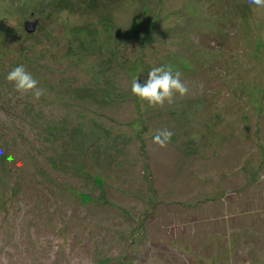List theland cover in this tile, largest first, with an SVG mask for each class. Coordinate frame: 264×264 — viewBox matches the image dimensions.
<instances>
[{"label":"rangeland","instance_id":"rangeland-1","mask_svg":"<svg viewBox=\"0 0 264 264\" xmlns=\"http://www.w3.org/2000/svg\"><path fill=\"white\" fill-rule=\"evenodd\" d=\"M166 65L188 93L150 107ZM0 149V264H264V8L0 0Z\"/></svg>","mask_w":264,"mask_h":264},{"label":"clouds","instance_id":"clouds-1","mask_svg":"<svg viewBox=\"0 0 264 264\" xmlns=\"http://www.w3.org/2000/svg\"><path fill=\"white\" fill-rule=\"evenodd\" d=\"M250 6L264 8V0H247ZM182 73L173 70L171 65L153 67L148 72L145 83L138 82V77H133L131 81V92L142 102H147L150 107L163 108L165 102L171 105L174 97L179 94L184 97L188 93V88L181 79ZM8 82L13 83L18 92H31L35 99H40L44 95V89L39 87V81L28 72L24 65L12 68L6 76ZM174 133L167 129H157L153 135L152 142L159 147H165L172 139ZM2 154V149H0ZM11 160V157H9Z\"/></svg>","mask_w":264,"mask_h":264},{"label":"trees","instance_id":"trees-1","mask_svg":"<svg viewBox=\"0 0 264 264\" xmlns=\"http://www.w3.org/2000/svg\"><path fill=\"white\" fill-rule=\"evenodd\" d=\"M254 168H255V174L253 175L254 177L250 178V180H252V179L254 180V182H252L251 184H254V183L258 184L259 182H256L257 176H258V174H260V170H262V169L259 168V166L256 168L255 164H254ZM261 175H263V174H261ZM232 249L234 250L233 251L234 253L244 252V250L238 245V243H236L234 241H233Z\"/></svg>","mask_w":264,"mask_h":264},{"label":"water","instance_id":"water-1","mask_svg":"<svg viewBox=\"0 0 264 264\" xmlns=\"http://www.w3.org/2000/svg\"><path fill=\"white\" fill-rule=\"evenodd\" d=\"M23 27H24L25 33L26 34H30V33H32L34 31L35 25L34 24H30V23H25Z\"/></svg>","mask_w":264,"mask_h":264},{"label":"crops","instance_id":"crops-1","mask_svg":"<svg viewBox=\"0 0 264 264\" xmlns=\"http://www.w3.org/2000/svg\"><path fill=\"white\" fill-rule=\"evenodd\" d=\"M234 253V252H233ZM239 253H243V252H237V253H234V256L235 258L238 260V264H243L244 263V260H243V254L242 255H239ZM250 256V255H249ZM213 261V260H212ZM232 264H235V262H230ZM229 263V264H230Z\"/></svg>","mask_w":264,"mask_h":264}]
</instances>
